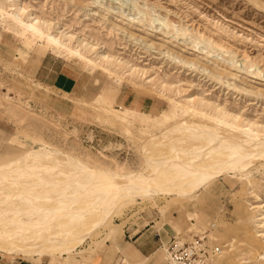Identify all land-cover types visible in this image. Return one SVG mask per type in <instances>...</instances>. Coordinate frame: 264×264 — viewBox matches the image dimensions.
I'll list each match as a JSON object with an SVG mask.
<instances>
[{
  "label": "rangeland",
  "instance_id": "374dc122",
  "mask_svg": "<svg viewBox=\"0 0 264 264\" xmlns=\"http://www.w3.org/2000/svg\"><path fill=\"white\" fill-rule=\"evenodd\" d=\"M45 55L76 72L74 92L35 77ZM126 94L146 98L149 107L123 105ZM218 120L264 134V0H0V164L20 182L0 178V211L20 208L6 197L33 179L78 180L48 194L69 208L75 202L64 192H90L92 183L121 175L151 177L176 133L214 130ZM128 189L112 191L106 220L91 222L99 225L77 248H97L125 224L158 215L179 221L177 241L199 240L209 264H264V160L185 196ZM49 213L38 224L27 216V226L10 223L17 241L37 244L55 233L47 225L69 220ZM56 248L43 256L0 253L54 259L77 249Z\"/></svg>",
  "mask_w": 264,
  "mask_h": 264
},
{
  "label": "bare ground",
  "instance_id": "6f19581e",
  "mask_svg": "<svg viewBox=\"0 0 264 264\" xmlns=\"http://www.w3.org/2000/svg\"><path fill=\"white\" fill-rule=\"evenodd\" d=\"M104 57L108 58L106 56ZM215 125L217 128L215 127L214 130L200 126L191 127L190 125L187 126L191 127L188 129H184L185 126L182 127L186 132L182 133L180 131L181 134H178L179 132L176 133L177 135L170 145L171 147H167V150L162 149L165 153L163 154L164 156L169 155L173 158L169 156L170 159H168V157H162V159L164 158L163 161L153 165V171L150 175L151 177L144 178L138 173L125 176L121 175L120 177L118 176L119 178L117 177V180L92 183L93 190L90 192L82 191L80 194L75 192L73 195L70 194L71 196L64 192L69 201H71L70 198H73L72 202H75L73 205L69 203V208H67V205H65V208L64 204H59L60 206H57L56 204V207L54 202L58 201L57 197H50L48 194H51L54 191L58 192L59 189L62 190L63 188L67 191V189H71V187L77 185L78 180H76V182L73 178L67 176V179H61L59 181L60 183L58 181L56 182L54 179L52 180V178H45L37 181L33 179L32 183L34 184L28 183L29 185H24L25 183L22 182L24 184L23 186H20L21 191L16 194H9V196L6 195V200H8L6 202H9L10 199H17L22 203V205L19 206L20 208L17 206V208L11 207L9 210L0 211V221H2L0 223V249L13 254L46 255L44 253L48 254L49 252L46 250L44 251V248H48V250L51 251V247L57 246L56 249L60 253H70L81 245L91 235L95 227L99 225L97 224L98 222L95 224L91 222L96 218H100L99 223H103V221L106 220L109 215L108 211L110 210L108 209V206L110 204L109 208H111L112 203L116 200L115 195H113V192L116 189V191H121L126 186L129 188L128 191H133L132 189L139 191L137 192L140 194L139 196H141L140 191L151 195L159 194L161 192L167 195L173 193L185 196L205 185L207 186V184L215 178L229 174H242L249 170V168L257 161L261 159L264 160V134L255 132L250 127L239 126L232 123H223L221 120H218ZM209 131H211V133ZM38 157L39 156L35 157V159L37 160ZM25 158H27V155L17 161H12L11 163H13L12 165H17L18 162L20 163V161ZM40 159L39 161L42 160ZM41 163H43V161L40 162V164ZM45 163L47 164L46 161ZM2 164L5 165L3 166ZM2 164H0V178L4 177L3 179H5V177H7V181L11 179L14 180V183L16 184L17 180L15 181V179L17 177L14 178L15 176H11V173H14L8 169L10 166L6 163ZM20 164H22V162ZM48 164L51 167V164ZM5 166H8V168ZM53 166L54 165L52 164V168H54ZM4 167L11 173L8 170L3 169ZM21 167H23V165H21ZM44 167L38 168V171L49 168ZM16 168L17 167H15V169L12 168L14 169L12 171L17 173L20 170L15 171ZM24 168L25 167L22 169ZM57 171L62 172L61 169H57ZM68 177L70 179H68ZM18 182L17 184L20 183ZM32 186H34V188ZM35 186H40L41 188H44V190L37 191L38 189H35ZM62 194L61 196H64ZM25 195L29 197H26ZM122 195L125 196L126 194ZM42 197H44V200ZM0 198L5 199V195L4 197L3 195L2 197L0 196ZM29 201H33V203L35 202L34 205L36 202L38 204L34 206L31 202L32 206H34L31 208V203L29 204ZM23 203L26 204V206ZM39 204L44 205V207L37 208ZM47 211L48 213L51 212L48 216L56 213L55 215L60 216L61 218L63 217V214L66 215L65 217L67 218L69 215V220L60 223L51 222V224L47 225L45 228L50 226L52 230H55V233L40 238L41 240L39 239V243L37 244L19 243L17 239L20 236H17L16 239L15 235L17 232L13 228L15 225L11 226V224L15 223L16 225L27 226L24 224V218L21 216H27L33 220L35 219L34 221L38 224ZM7 214L13 215L11 218L5 219ZM24 230L25 228L21 230L20 235ZM72 232H77L78 234L71 237L69 235Z\"/></svg>",
  "mask_w": 264,
  "mask_h": 264
},
{
  "label": "crops",
  "instance_id": "0c3cea01",
  "mask_svg": "<svg viewBox=\"0 0 264 264\" xmlns=\"http://www.w3.org/2000/svg\"><path fill=\"white\" fill-rule=\"evenodd\" d=\"M35 77L45 85L60 93H72L78 83L77 74L56 59L48 60L43 56L35 70ZM79 77V75H78ZM123 105L144 111L148 106L146 98L135 95H122ZM179 221H162L156 215L143 224L129 222L122 227L121 233L106 239L99 247L77 248L72 255L54 257H22L0 253V264H169L163 248L177 235ZM29 255V254H27ZM43 256V255H38Z\"/></svg>",
  "mask_w": 264,
  "mask_h": 264
},
{
  "label": "built area",
  "instance_id": "2783aa9c",
  "mask_svg": "<svg viewBox=\"0 0 264 264\" xmlns=\"http://www.w3.org/2000/svg\"><path fill=\"white\" fill-rule=\"evenodd\" d=\"M163 250L169 264H209L210 253L202 247L199 240L181 243L174 238ZM216 252L217 250L211 251L213 255Z\"/></svg>",
  "mask_w": 264,
  "mask_h": 264
}]
</instances>
